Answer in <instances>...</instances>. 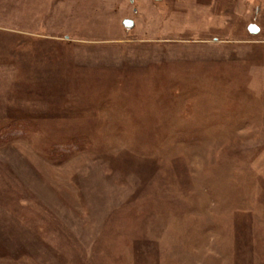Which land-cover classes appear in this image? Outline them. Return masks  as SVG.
Wrapping results in <instances>:
<instances>
[{
  "label": "rangeland",
  "instance_id": "rangeland-1",
  "mask_svg": "<svg viewBox=\"0 0 264 264\" xmlns=\"http://www.w3.org/2000/svg\"><path fill=\"white\" fill-rule=\"evenodd\" d=\"M14 124L0 264H264V0H0Z\"/></svg>",
  "mask_w": 264,
  "mask_h": 264
},
{
  "label": "water",
  "instance_id": "water-1",
  "mask_svg": "<svg viewBox=\"0 0 264 264\" xmlns=\"http://www.w3.org/2000/svg\"><path fill=\"white\" fill-rule=\"evenodd\" d=\"M153 1L157 2V3H161L162 2V0H153ZM121 24L127 30L132 29L133 26H134L133 21H131L129 19H124ZM247 31L252 36H255V35L259 34V28L256 25H254V24H249L248 27H247Z\"/></svg>",
  "mask_w": 264,
  "mask_h": 264
},
{
  "label": "trees",
  "instance_id": "trees-1",
  "mask_svg": "<svg viewBox=\"0 0 264 264\" xmlns=\"http://www.w3.org/2000/svg\"><path fill=\"white\" fill-rule=\"evenodd\" d=\"M21 123V122H20ZM21 125H22V123H21ZM25 126H20V127H17L16 126V124H14V125H10L9 127H8V133H3V132H5V131H2V133L0 132V134H4V136L6 137V134H9V132L11 131V133H16V134H18V133H20V131H22L23 130V128H24ZM11 128H13L12 130H11Z\"/></svg>",
  "mask_w": 264,
  "mask_h": 264
}]
</instances>
